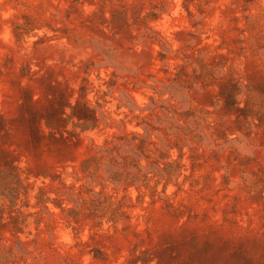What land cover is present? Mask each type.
<instances>
[{
    "label": "rangeland",
    "instance_id": "obj_1",
    "mask_svg": "<svg viewBox=\"0 0 264 264\" xmlns=\"http://www.w3.org/2000/svg\"><path fill=\"white\" fill-rule=\"evenodd\" d=\"M234 83L249 112L223 110ZM76 100L97 128L67 120ZM0 119L22 181L0 264H264V0H0ZM145 129L181 148L169 182L143 179L155 154L98 149Z\"/></svg>",
    "mask_w": 264,
    "mask_h": 264
},
{
    "label": "trees",
    "instance_id": "obj_2",
    "mask_svg": "<svg viewBox=\"0 0 264 264\" xmlns=\"http://www.w3.org/2000/svg\"><path fill=\"white\" fill-rule=\"evenodd\" d=\"M237 95H238V88L237 84L234 83L232 86H226L223 89H221L220 96L224 100V105H223V110L230 112V113H235V112H240L244 114L245 112H249L247 109V106L245 104V107L239 108L238 107V102H237ZM212 105H215V103H212ZM67 107L70 109V114L67 116V120L71 119H76V123L74 124L76 127H80L82 131L86 130H92L97 128V118L92 110L88 108L85 104H81L78 100L71 105L67 104ZM167 114V111L164 112ZM60 120H64L63 118H60ZM206 120H202V123L196 124V129L198 131V135L196 136L195 141L198 143H207V144H212L213 143V137L218 136L217 131H213L215 128L212 126L210 123H205ZM3 121L0 119V130L1 125ZM179 128V127H177ZM151 129V128H149ZM145 129L146 135L145 137H140L138 134H132L130 139H127L126 136L124 137H114V139L119 140L120 143L115 144L113 141L106 142L104 146L98 147L100 151H102L104 154H107L108 157H110L113 153H120L121 151H126L125 147H131L130 152L137 151L138 155L148 159L149 154H155L156 157L153 162H151L150 165V171H147L143 175L144 180H149L150 178L148 177L149 174H152L151 177H159V178H165L167 182L170 181L171 177L174 175L175 169L178 167V164L175 161H163L168 158V153L171 149L174 147H177L176 144L175 146H165V143L167 142V139L165 136L162 135L161 138L157 137V139L161 142L160 145H157L155 142H152L150 140L146 141V138L148 139L150 135V130ZM213 131V132H207V131ZM231 133V132H230ZM225 137V142H229L231 140L227 139ZM140 139L139 145L135 144L134 142L137 139ZM57 141L59 140L62 145L68 146L69 144H75L78 142L76 140L75 142H72L73 140L71 137H63L61 136L59 139H56ZM218 140V139H215ZM148 146L153 147V149H149ZM177 150L181 154V148L177 147ZM2 150H0V156H2ZM162 166L160 167V165ZM5 165L7 168H5L3 171H0V191L1 195L4 196L5 198L10 199L11 201H14L17 196V187L22 186V181L19 178V175L16 173L15 168L8 165L7 161H5ZM90 167V162L84 163V170H88ZM121 174H115L113 177V180H119L121 179ZM13 185H16L17 187H14ZM41 199L38 200L39 203ZM217 256L216 255H210V258L208 257H201V258H196V263L197 264H208L210 261L214 260ZM220 258H225L223 264H254L252 260L249 257H246L240 252H234L233 254L227 255V256H222ZM214 264V263H213Z\"/></svg>",
    "mask_w": 264,
    "mask_h": 264
}]
</instances>
